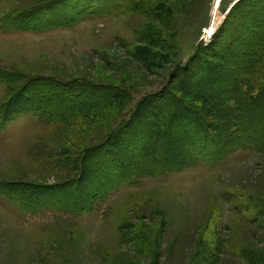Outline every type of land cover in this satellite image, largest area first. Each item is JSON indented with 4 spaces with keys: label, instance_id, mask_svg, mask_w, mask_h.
Wrapping results in <instances>:
<instances>
[{
    "label": "rangeland",
    "instance_id": "obj_1",
    "mask_svg": "<svg viewBox=\"0 0 264 264\" xmlns=\"http://www.w3.org/2000/svg\"><path fill=\"white\" fill-rule=\"evenodd\" d=\"M84 1L78 5L84 6ZM235 1L136 0L137 10L128 6L125 14L89 16L74 26L38 31L10 28L4 20L41 7L43 0H0V105L28 87L37 91L38 100L51 104V80L81 87L79 94L89 100L100 97L101 91L92 88L128 90L131 106L122 115L133 120L103 151L95 148L113 127L105 115L116 112H108L106 105L73 117L60 108L58 120L22 111L0 120V264H256L254 254L264 255V153L238 150L216 165L200 163L180 172L144 177L95 196L92 209L83 214L49 207L26 210L2 190L4 184H16L18 195L25 189L34 198L48 187L65 184L74 179L66 160H77L82 152L88 156V189L101 179L100 166L114 165L123 173L133 156L147 150L141 147L145 129L158 132L163 115L171 112V107L157 109L168 91L182 95L185 104L198 111L206 137L215 141L213 149L220 150L219 121L213 108H201L195 94L203 89L204 77L198 75L189 86L191 79L179 71L187 65L193 68L195 55L201 65L209 51V55L221 53L218 57L224 59L207 61L224 68L237 50V7L230 14ZM63 2L52 8L58 18L81 8L70 0ZM115 2L110 1L111 6L119 4ZM66 3L68 11L63 7ZM216 15L221 23L207 38ZM230 49L228 57L223 54ZM236 60L237 54L232 57ZM259 69L261 75H254L264 81V62ZM113 95L110 91L107 97ZM152 97L154 104L141 109V102ZM67 118L68 125L59 122ZM185 123L174 128L173 139L179 143L185 141L175 134ZM150 140L156 145L159 139ZM76 188L46 192L41 198L73 207Z\"/></svg>",
    "mask_w": 264,
    "mask_h": 264
},
{
    "label": "trees",
    "instance_id": "obj_2",
    "mask_svg": "<svg viewBox=\"0 0 264 264\" xmlns=\"http://www.w3.org/2000/svg\"><path fill=\"white\" fill-rule=\"evenodd\" d=\"M63 1L65 0H43L45 4L41 7L29 10L22 15L18 14L8 17L4 20V23L10 28L25 27L26 29L42 31L58 26H74L81 19L89 16L103 17L113 13L122 14L127 11L128 6H130L131 11L137 10L136 0H114V2L117 1L119 3L115 4V6H111L110 1L112 0H92L90 1L91 3L85 0L84 6L78 5L81 0H70L69 4L71 2V4L76 3L81 7L80 10L68 12L63 18H58L59 16L57 13L55 15V11L52 8L61 6ZM69 4L66 3L63 5L67 11L70 8ZM236 7L237 10L235 11ZM240 7L241 11H239ZM233 11H235L237 14L235 15L238 16L237 22L239 21V24H237L238 30L236 33L233 30L234 36L236 37L234 40L237 39L238 41L235 42L237 50L232 54L233 56L237 54L238 60H236V62L232 61V56L227 59L224 68L215 66L210 60L207 61L206 58H220L218 56L221 53L216 52L214 55H209V51L201 60V65L198 63L199 56L195 55L193 57L195 67L193 66L192 68L191 65V67L187 65L179 71L181 75H184L185 79H191L188 84L189 86L198 75L204 77V82L201 83L203 89L197 90L195 94L200 96V98H197L200 99L201 108L203 110L208 107L213 108L215 113L214 116H216V120L219 121L220 127L214 130H216V133L218 132V136H221L222 139L221 144L223 145L220 150H216L218 148L213 149L215 141L206 137L207 134L204 130L205 124L198 116V111L191 105L185 104L182 95H177L168 91V97L162 101V104H159L157 109L159 107H167V109L171 107V112L168 114L166 112L163 115V126L158 132H146L145 129V132L142 134L143 137L145 136V142L143 140V145L141 147L147 148V150H142L139 155L133 156L129 168L123 173L120 172L122 170L121 168L116 166V168H114V165H110L106 168L100 166L99 168L103 170V175L98 172V175L101 174L102 176L101 179H97L96 184L91 186L92 189H88L85 186L88 183L87 176L89 175L87 173L86 163V158L88 156L87 152L86 154L82 152L79 154L77 160L71 159V162L70 159L66 160L68 164L72 165L74 179L70 178L65 184H57L51 188L48 187L46 191H43L39 196H33L34 198L27 196L30 193H27L25 189H23L21 193L23 196H20L21 194L18 195V185L16 184H4L2 190L14 196L26 210L33 211L39 208L49 207L66 209L83 214L92 209L93 206L90 202L95 196L109 194L118 187L128 183H136L144 177H156L168 172H180L197 166L200 163L216 165L229 154L238 150H253L256 153H264V81L257 75H254L256 73L261 75L259 65L264 62V0H240L232 8L230 14H232ZM23 17H25L26 20ZM235 43L232 44L231 49ZM231 49L230 51L224 50L223 54H231ZM242 51H244V54L240 55ZM226 56L228 57L229 55ZM223 59L224 57L220 58V61L223 62ZM48 81L54 84L53 87L49 89L50 95L52 98H55H53L54 102L53 100H51V104L45 101L43 102V100L41 102V99L38 100V97H36L37 91H35V89L29 91V88L32 90V87H28L25 91L14 94L7 103L0 105V120L21 111L35 113L41 116H51L54 120H58L56 116L61 113L60 108L69 110L67 113L69 114L68 116L73 117L75 113L83 112L87 115L88 112L94 109L101 110L106 105L108 112L109 110L111 112H116L114 114L109 113V115H105L106 119L108 118L109 122L113 124V129L111 128L110 136L105 138V141H102L95 148L96 150L102 151L114 141L121 131L128 127L130 128L132 125L133 120H127V118H125L128 114L126 116L122 115L123 112H127V105L132 99L128 90L120 92L113 87L92 88L93 90L101 91V93L95 92V94L99 93L100 97H96L99 95H94L91 100H89L88 97L85 98L83 93L79 94L81 87L78 88L74 85L72 86V84H61L58 81ZM204 83L207 84L208 87ZM180 87L183 88V92H187L186 87L184 88L182 84H180ZM206 88H211L212 90H207ZM188 90L191 95L193 89L189 87ZM110 91L114 92V95L108 98L107 96L110 94ZM74 93H78V95L75 96ZM70 95L72 97H70ZM79 96H82L83 99H80ZM58 99L60 102L57 105L55 101ZM152 99L153 97L147 99L146 102L143 100V103L141 102L140 105L141 109L145 108L150 102L154 104ZM37 101L39 104L36 106L33 105L34 102ZM128 106H131V104ZM44 107L45 109H43ZM136 108L138 112L140 108L139 105ZM139 113L141 114L142 112ZM117 118L120 119L116 121ZM68 119L69 118L63 119L59 122L65 126L68 125V123H66ZM183 122H186L182 128L183 130L175 134V136H181L185 142L179 143L173 139V134L175 133L174 128L178 126V123L180 125ZM152 138L159 139L158 142L155 143L156 145H151L149 143ZM147 142L149 143L148 146L144 144ZM183 149H190L193 152H181ZM113 174H115L114 177ZM93 175L95 174L93 173ZM103 176L108 177L104 178ZM72 185L77 186L76 193L78 194V200H76V205L78 206L68 207L62 203L50 202L49 199L42 200L41 198L45 196L44 193L46 192V194L49 195L55 194L58 192L57 190H65ZM254 256L256 264H264V255L258 253L254 254ZM118 264L125 263L119 262Z\"/></svg>",
    "mask_w": 264,
    "mask_h": 264
},
{
    "label": "bare ground",
    "instance_id": "obj_3",
    "mask_svg": "<svg viewBox=\"0 0 264 264\" xmlns=\"http://www.w3.org/2000/svg\"><path fill=\"white\" fill-rule=\"evenodd\" d=\"M218 16H219V13H218ZM218 16L217 15L214 16V20L211 23L209 30L207 31V35H206L207 38H212V36L215 34L218 26L220 25L221 20H220V18L218 19Z\"/></svg>",
    "mask_w": 264,
    "mask_h": 264
},
{
    "label": "water",
    "instance_id": "obj_4",
    "mask_svg": "<svg viewBox=\"0 0 264 264\" xmlns=\"http://www.w3.org/2000/svg\"><path fill=\"white\" fill-rule=\"evenodd\" d=\"M239 0H236L230 7V9H232V7L235 5L236 2H238ZM230 11V10H229Z\"/></svg>",
    "mask_w": 264,
    "mask_h": 264
}]
</instances>
